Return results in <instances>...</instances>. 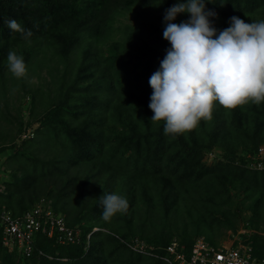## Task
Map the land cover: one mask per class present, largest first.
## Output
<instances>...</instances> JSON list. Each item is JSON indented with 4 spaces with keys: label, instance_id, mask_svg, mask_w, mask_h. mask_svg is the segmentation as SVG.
Returning <instances> with one entry per match:
<instances>
[{
    "label": "trees",
    "instance_id": "trees-1",
    "mask_svg": "<svg viewBox=\"0 0 264 264\" xmlns=\"http://www.w3.org/2000/svg\"><path fill=\"white\" fill-rule=\"evenodd\" d=\"M179 2L0 0V121L16 120L18 127L13 136L0 127V135L10 137L9 144H0V152L26 154L35 133L20 145L17 134L26 133L35 122L40 124L38 134L58 146L53 152L48 146L57 153L53 160H41L35 150L29 151L34 168L23 175L12 173L0 190V207L21 215L51 195L50 207L82 233V241L74 245H59L38 233L36 249L53 258L9 251L0 239V264H164L160 257L131 245L138 239L163 255L160 247L174 236L170 215L180 208L198 212L195 232H189L187 225L178 232L187 253L198 235L218 244L223 228L236 231L244 210L252 211L245 225L257 231L252 243L264 247L259 234L264 231V168L250 166L258 162L264 147V102L232 111L217 104L212 120H202L194 130L175 137L164 133L163 122L151 121L149 80L171 45L163 36L165 21L144 14L165 13ZM205 4L216 14L209 20L217 35L230 26L233 16L246 23L264 20V0H205ZM130 11L136 13V23L124 20ZM12 19L32 31L30 43L8 27ZM176 19L174 23L185 22L190 14L180 13ZM10 51L24 58L27 75L22 79L9 71ZM46 68L55 93L43 111L38 90L46 84L35 85L30 79L31 74L41 78ZM13 88L31 94L17 117L12 114ZM217 147L223 151L215 154L216 160H205ZM60 152L66 157L61 158ZM52 180L62 183L56 192L49 188ZM190 191L200 193L196 201L186 197ZM110 193L129 203L126 214L111 220L126 230L122 234L105 230L100 197ZM203 222L209 230L200 227Z\"/></svg>",
    "mask_w": 264,
    "mask_h": 264
},
{
    "label": "clouds",
    "instance_id": "clouds-1",
    "mask_svg": "<svg viewBox=\"0 0 264 264\" xmlns=\"http://www.w3.org/2000/svg\"><path fill=\"white\" fill-rule=\"evenodd\" d=\"M180 13H189L190 19L173 23ZM215 15L206 10L205 0H181L165 11L163 36L171 47L150 77L149 107L152 123L163 122L166 135L175 137L194 130L202 120H212L217 104L232 111L264 102V20L246 23L233 16L230 26L217 35L209 20ZM7 24L31 42L30 29L15 19ZM7 62L15 78L27 75L21 55L10 51ZM100 199L106 222L128 211V200L118 193Z\"/></svg>",
    "mask_w": 264,
    "mask_h": 264
},
{
    "label": "built area",
    "instance_id": "built-area-1",
    "mask_svg": "<svg viewBox=\"0 0 264 264\" xmlns=\"http://www.w3.org/2000/svg\"><path fill=\"white\" fill-rule=\"evenodd\" d=\"M27 133H24V137ZM257 159L258 162L250 166L262 170L264 147L260 148ZM96 229L98 228L95 227L94 230ZM256 232L251 227L241 229L233 240L219 241L218 244L211 243L205 235H198L188 253L177 238L160 247L165 251L161 256L153 251L154 247L138 239L131 247L139 252L158 256L168 264H264V255L260 254L264 247L252 243ZM38 233L47 235L59 245H74L82 241L81 229L69 225L65 216L47 206L44 199L21 215H15L11 210L0 207V239L9 251L18 250L26 257L38 255L53 258L45 251L36 249Z\"/></svg>",
    "mask_w": 264,
    "mask_h": 264
},
{
    "label": "rangeland",
    "instance_id": "rangeland-1",
    "mask_svg": "<svg viewBox=\"0 0 264 264\" xmlns=\"http://www.w3.org/2000/svg\"><path fill=\"white\" fill-rule=\"evenodd\" d=\"M144 16L146 18H151V20H155L156 22H161L162 20H164V16L165 13H163L162 11H156V10H152V11H148L147 13L144 14ZM124 20L127 23H136L137 22V16L136 13L134 11H130L128 13H126ZM177 19H175L174 21H172L173 23L176 21ZM41 78H39L37 75H32L31 74V79L30 81H32L33 83H35V85H40L41 82H43L44 84H46V87H44V89L38 90V94H40L39 96V106H42V110L44 111L46 106L51 105L52 102V97L53 95H51V92L55 93L53 90V84H51V75L48 73V69H44L42 70L41 73ZM10 99L11 101H14L16 103V109L12 110V114L13 116L17 117L18 115V109L21 108V105L24 103H29L31 101V94L30 93H26L23 90H18L17 88H13L12 92L10 93ZM56 99H57V95H56ZM27 104H24V106H26ZM47 108V109H48ZM25 111V120H29L28 118V113L29 110L26 109ZM0 127L2 128L3 131H5V133H9L11 134V136L15 135L17 133L18 127H17V121L15 120L14 122H11L9 120H3L0 121ZM0 128V130H1ZM40 128V124L39 122H35L33 124V126H31L29 128V130L27 131V136L24 137V133L20 134L18 136L17 134V145H20L22 143V140L28 138V137H33L34 133L35 136L33 139H35L34 141H32L31 143L28 144V151H26V154H22V151L20 150L19 155H13V150L12 149H7L5 152L1 153L0 152V190H4L7 181H10L12 179V173L14 171H16L19 175H23L25 174L24 172H29L32 171V169L34 168V164L36 162H34V155L32 153H30L29 151H34L35 150V155L40 156L41 160H53V158L55 157V155L57 153H52L53 150H55L56 148H58V146H55V143L52 141L47 140V136H44L43 134H38L37 130H39ZM1 132V131H0ZM3 133V132H1ZM9 135H6V137H4L3 135H0V144L2 143H10V137H8ZM3 137V138H2ZM48 146L50 147V149L52 150V152L49 151ZM223 151L222 147H217L212 153L206 154L205 155V160H207L208 162H214L216 160L215 154H219ZM61 153V158L62 157H66L65 153ZM67 160V159H65ZM40 161V160H39ZM66 163V162H65ZM40 164V163H39ZM252 165V164H251ZM39 166V165H38ZM41 166V165H40ZM72 169V168H71ZM34 173V172H31ZM14 175V174H13ZM62 183L57 182L55 180H52L50 183L49 188L53 191H57L58 187L61 186ZM99 193V191L94 192V195L97 196ZM47 195V194H45ZM200 196V193H196L195 191H190L189 193H187L186 197L187 198H191L193 201H196V199ZM53 196H44L41 198L45 200V202L47 204L51 203V200ZM191 205H196V202H194ZM187 207V206H186ZM198 207V206H197ZM199 208V207H198ZM159 211L158 214L162 215V210H157ZM64 214V213H63ZM252 215V211L251 210H244V212L242 213V216H238V220H237V224H238V229L236 231L232 230V229H225L223 228V232L224 234L222 236H219L217 239L219 241H226L227 239H234L236 238L237 235V231L241 230V229H248V227L245 225L247 224V220H249L250 216ZM169 218V216H168ZM198 218V212L196 211H192V213H188L187 210L185 208H180L179 210H173L171 215H170V224L171 226V230L174 233V236L172 238L175 239H179L180 240V236L178 234L179 231H181V229L187 225L189 226V232H195L197 226L196 223L194 222V220ZM102 223V222H101ZM176 226V227H175ZM106 227L107 229H105L106 231H111V232H117L119 234H122L124 232H126L125 229L121 228L119 224H117L116 222L113 223L112 221L107 222L106 223ZM202 228H204L206 231L209 230L210 228H207V225H205V223L203 222L201 224ZM187 229V230H188ZM264 231H262V236ZM166 264V263H164Z\"/></svg>",
    "mask_w": 264,
    "mask_h": 264
}]
</instances>
